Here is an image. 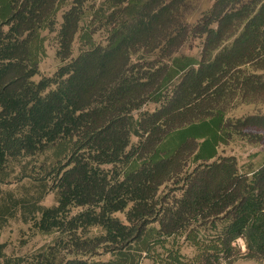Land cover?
Returning a JSON list of instances; mask_svg holds the SVG:
<instances>
[{
	"label": "trees",
	"instance_id": "obj_1",
	"mask_svg": "<svg viewBox=\"0 0 264 264\" xmlns=\"http://www.w3.org/2000/svg\"><path fill=\"white\" fill-rule=\"evenodd\" d=\"M66 1L0 0V185L13 160L29 158L16 179H30L2 195L0 235L17 216L59 234L28 256L0 243V264H138L178 235L197 255L175 249L156 262L264 261V164L249 175L236 157H218L235 137L262 139L248 129L264 131V113H229L264 103V0H214L194 24L186 0H110L106 42L85 33L89 47L66 62L94 1L73 0L57 33L65 63L36 81L40 32L56 30ZM128 9L132 18L116 24ZM195 39L197 52L185 54ZM150 102L158 107L135 119ZM167 183L175 187L162 196ZM52 191L57 203L43 206ZM210 225L220 230L206 240L200 228ZM101 254L113 258L88 259Z\"/></svg>",
	"mask_w": 264,
	"mask_h": 264
},
{
	"label": "rangeland",
	"instance_id": "obj_2",
	"mask_svg": "<svg viewBox=\"0 0 264 264\" xmlns=\"http://www.w3.org/2000/svg\"><path fill=\"white\" fill-rule=\"evenodd\" d=\"M73 0H67L64 7L58 12V24L56 25V30L49 31V29H44L40 32V39L42 50L39 54L40 59V74L34 76V80L39 81L44 76H53L56 71L60 68L63 62L57 55L59 48L57 33L62 23V13L65 9L69 8ZM132 1V0H131ZM138 1V0H133ZM214 0H186L182 6V14L186 16L187 21H190V24H194V21L201 15L202 12L207 10L208 7L212 5ZM133 5V3H132ZM88 10L84 19L81 21V29L76 35L73 52L71 57L66 61H70L72 58L78 56L82 50L89 47L88 40H85L84 34L90 33L95 42H106V39L109 36L110 30H107L103 25L106 19L105 17L113 10L111 7L110 0H94L88 3ZM132 18V13L128 9L123 16L117 21L116 24L121 22L128 21ZM93 31V33H92ZM199 40H191L182 50L185 54H193L197 52ZM158 107V104L155 102H150L146 106H143L140 110L134 112L135 119L139 118L140 114L147 109H155ZM264 113V103L261 104H242L229 113L230 116L240 117L243 115L251 113ZM248 131L251 134L261 135L262 139L258 142L249 141L248 138L235 137L227 144H221L219 147V156H234L237 159L238 166L241 172L251 175L254 171L260 168L264 164V131L256 128H249ZM139 138L137 136L132 137V143L138 142ZM41 159L46 158V156H41ZM29 158L23 159L22 161L13 160L12 164L6 169V171H11V176L8 179V182H5L0 185V190L3 194H0V199L2 195L8 196V192L20 188V193L23 189V186L29 185V178H23L21 181L16 179L19 175H22L23 166L26 165ZM214 159L210 160L213 161ZM41 161V160H40ZM198 163H193L190 167V171ZM34 164H31L32 168ZM111 167V165H108ZM174 184L167 183L163 185L160 190V194L165 196L169 193H172ZM176 194H180L181 190H175ZM20 195V194H19ZM56 191L50 192L41 202L43 206H52L57 203L56 200ZM81 208H75L73 214L78 213ZM122 221L127 223L126 213L118 212L116 213ZM40 217V216H39ZM38 217V218H39ZM201 234L205 237L206 240L214 238L218 235L220 227L216 228L214 226L201 227ZM93 232L96 234L99 232L98 229H94ZM58 233L45 234L39 232L35 226L34 221H24L22 217L17 216L10 218L3 226L2 233L0 235V243L6 245L5 252L8 256H28L45 245L52 243ZM235 244L242 247V250H245V243L243 239H239ZM179 250L182 255H185L188 258H193L197 255L196 246L192 245L190 241L187 240L186 235H178L172 237L161 238V241L153 245V250L144 251L142 253V259L138 264H159L155 260L159 258L166 259L171 250ZM113 258L111 254H101L96 256H90L88 259L91 261H101L109 260ZM222 264H264V261H259L255 259H243L240 258L232 263L223 261Z\"/></svg>",
	"mask_w": 264,
	"mask_h": 264
}]
</instances>
